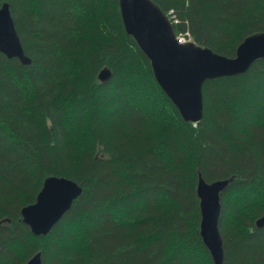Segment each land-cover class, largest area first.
<instances>
[{
  "label": "trees",
  "instance_id": "trees-1",
  "mask_svg": "<svg viewBox=\"0 0 264 264\" xmlns=\"http://www.w3.org/2000/svg\"><path fill=\"white\" fill-rule=\"evenodd\" d=\"M152 1L177 34L227 58L264 32V0ZM4 3L32 63L0 53V264L37 253L42 264H214L200 238V175L233 179L221 196L223 264H264V60L207 82L204 117L188 124L126 34L118 0ZM51 176L83 193L35 237L21 212Z\"/></svg>",
  "mask_w": 264,
  "mask_h": 264
},
{
  "label": "water",
  "instance_id": "water-1",
  "mask_svg": "<svg viewBox=\"0 0 264 264\" xmlns=\"http://www.w3.org/2000/svg\"><path fill=\"white\" fill-rule=\"evenodd\" d=\"M126 34L138 45L151 64L159 88L169 98L185 123L197 124L204 117V85L209 81L236 78L249 73L253 65L264 60V32H256L237 46L235 58L217 54L195 42L180 44L169 16L152 0H118ZM8 3L0 8V53L28 66L20 37ZM112 72L105 67L97 77L101 84ZM34 204L22 209V223L35 237L48 236L82 195L83 187L73 180L51 176L44 180ZM233 179L208 183L199 176L197 195L200 201V235L212 258L223 264L224 244L220 237L221 196ZM2 224H10L8 219ZM264 229V216L255 222ZM1 245V241H0ZM1 249V246H0ZM37 253L26 264H42Z\"/></svg>",
  "mask_w": 264,
  "mask_h": 264
},
{
  "label": "built area",
  "instance_id": "built-area-1",
  "mask_svg": "<svg viewBox=\"0 0 264 264\" xmlns=\"http://www.w3.org/2000/svg\"><path fill=\"white\" fill-rule=\"evenodd\" d=\"M179 43L181 44H187L192 41V37L190 36V33H180V35L177 36Z\"/></svg>",
  "mask_w": 264,
  "mask_h": 264
},
{
  "label": "bare ground",
  "instance_id": "bare-ground-1",
  "mask_svg": "<svg viewBox=\"0 0 264 264\" xmlns=\"http://www.w3.org/2000/svg\"><path fill=\"white\" fill-rule=\"evenodd\" d=\"M188 33V32H187ZM220 235H221V233H220ZM221 237V236H220ZM223 239V238H222Z\"/></svg>",
  "mask_w": 264,
  "mask_h": 264
}]
</instances>
